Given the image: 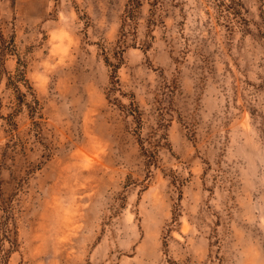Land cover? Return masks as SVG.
<instances>
[{
	"label": "rangeland",
	"instance_id": "rangeland-1",
	"mask_svg": "<svg viewBox=\"0 0 264 264\" xmlns=\"http://www.w3.org/2000/svg\"><path fill=\"white\" fill-rule=\"evenodd\" d=\"M261 0H0V264H264Z\"/></svg>",
	"mask_w": 264,
	"mask_h": 264
},
{
	"label": "trees",
	"instance_id": "trees-1",
	"mask_svg": "<svg viewBox=\"0 0 264 264\" xmlns=\"http://www.w3.org/2000/svg\"><path fill=\"white\" fill-rule=\"evenodd\" d=\"M260 15L259 18L261 19L262 23H264V0H261V6H260ZM262 33L260 35L261 38H264V25L262 27Z\"/></svg>",
	"mask_w": 264,
	"mask_h": 264
}]
</instances>
